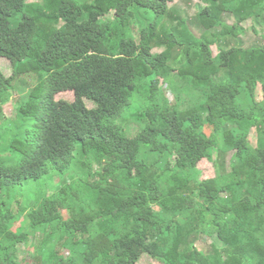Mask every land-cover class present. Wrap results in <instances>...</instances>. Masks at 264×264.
I'll return each mask as SVG.
<instances>
[{"label":"trees","instance_id":"trees-1","mask_svg":"<svg viewBox=\"0 0 264 264\" xmlns=\"http://www.w3.org/2000/svg\"><path fill=\"white\" fill-rule=\"evenodd\" d=\"M178 1L0 0V119L25 96L0 125V264L49 232L36 264H264V45L242 41L264 0H200L193 23Z\"/></svg>","mask_w":264,"mask_h":264},{"label":"rangeland","instance_id":"rangeland-1","mask_svg":"<svg viewBox=\"0 0 264 264\" xmlns=\"http://www.w3.org/2000/svg\"><path fill=\"white\" fill-rule=\"evenodd\" d=\"M40 0H29V2L32 3H36L39 2ZM82 1V0H81ZM172 8H176L181 15L184 18H189L195 22L197 17L199 15H201L202 13L207 14L209 7L205 4H203L202 2H200V0H180L178 2H176V4L171 5ZM226 21L228 24L230 25H234L236 24V20L233 16L231 15H227L226 16ZM244 29L246 30V34L242 37V41L245 44L246 48H252L254 46H258V45H264V21L261 22L259 25L256 24L255 22L251 21L248 22L246 24L243 25ZM192 29L194 31V33L201 38L204 34V31L196 26V24H194L192 26ZM31 31H27L24 30L21 35H20V39L22 41H26L28 39V37L30 36ZM215 52V56L218 57L221 54L220 48L219 47H215L214 49ZM158 53V52H157ZM0 67L4 69V71L6 72L7 75L12 76L13 75V67H12V63L7 60V59H1L0 60ZM38 85L37 80L36 79H31V80H25L24 81V90L26 91L25 93H23L24 95H26L30 90L34 89L36 86ZM166 91V95L167 97L171 100V102H175V97L172 94V92L170 91V89L168 87H166L165 89ZM187 94V93H186ZM186 94L182 93V98L184 99V101L186 103H190L192 101H194L195 97L197 96L196 94L192 93L190 96H186ZM25 96H22L20 93H17L14 91V98L12 102H9L3 110V117L0 119V125L3 123V121L5 120V118L11 120V121H15L17 119L18 116V112L19 109L25 104V101H23V98ZM57 101L58 102H73L75 101V94L74 93H64L61 94L59 96H57ZM259 101L260 102H264V90L261 87L259 90ZM121 126L124 129L129 130V124L130 121H122ZM134 128L131 129L132 132H134L133 130ZM137 129V128H136ZM207 134L209 136H212L214 134V131L212 130L211 127H208L207 129ZM251 144L253 145V147H257L258 146V133L257 131H253V134L250 138ZM233 157H234V153L229 154L226 157V169L228 171H230V167H231V163L233 161ZM216 161L215 163H210L208 161L203 162L200 165V170L203 172V176H202V180L208 179V178H215L219 175V172L221 173V170L218 169L217 164H222L223 161H218V156H216ZM49 192L53 193V192H57L60 191V189L63 188V182L60 178L56 177L55 179L52 178V183H49ZM37 186H39V184H34L32 188H36ZM157 211H159V209H157ZM22 224L19 226L20 228H22ZM25 227H23L24 229ZM49 235L52 237L51 233L49 232L48 234H39L30 245H21L19 247V254H18V263L19 264H36V260L39 259V257H41V255L43 256V246L45 243L47 242H51V237L49 238ZM61 239V234H58L55 241H53L52 243V248H54L55 251L58 252V254L61 257H66L69 258L68 256V252L64 251L61 248V244L63 242H59V240ZM213 242L208 240L205 242H201L198 243L197 247L199 250L203 251V252H213V248H212ZM140 264H161L157 261H154L152 258L145 256L142 261L140 262Z\"/></svg>","mask_w":264,"mask_h":264}]
</instances>
